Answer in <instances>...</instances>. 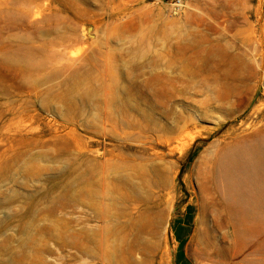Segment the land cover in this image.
I'll return each mask as SVG.
<instances>
[{
  "label": "rangeland",
  "instance_id": "obj_1",
  "mask_svg": "<svg viewBox=\"0 0 264 264\" xmlns=\"http://www.w3.org/2000/svg\"><path fill=\"white\" fill-rule=\"evenodd\" d=\"M263 139L264 0H0V264H255Z\"/></svg>",
  "mask_w": 264,
  "mask_h": 264
},
{
  "label": "bare ground",
  "instance_id": "obj_2",
  "mask_svg": "<svg viewBox=\"0 0 264 264\" xmlns=\"http://www.w3.org/2000/svg\"><path fill=\"white\" fill-rule=\"evenodd\" d=\"M252 148V147H251ZM252 150V149H251ZM253 150H254V158L252 160V164L253 166H255V170L257 168V170L260 172L261 176H264V139L260 142L259 145H254L253 146ZM243 155V154H242ZM229 157H232L231 159H233L234 157H236V152H231L228 156L227 159H229ZM222 159V158H221ZM226 159V160H227ZM240 159V158H239ZM243 159V157H242ZM225 159H223L222 161H224ZM248 160V159H246ZM228 161V160H227ZM248 162V161H247ZM250 162V161H249ZM248 162V163H249ZM218 165V163H217ZM239 167V166H238ZM218 169V167H217ZM242 169V168H240ZM253 170V169H252ZM233 171V170H232ZM236 171V170H235ZM252 172V171H251ZM231 173V171H230ZM232 174V173H231ZM238 174V173H237ZM259 175V174H258ZM244 177V176H242ZM236 178V177H235ZM234 178V179H235ZM233 179V178H232ZM248 179V178H247ZM257 179V177H256ZM236 180V179H235ZM227 182V180H225ZM233 182V181H232ZM247 182V181H246ZM261 182V181H260ZM235 183V182H233ZM249 184V183H248ZM231 188H234L233 184H230ZM252 185V184H251ZM238 186V185H237ZM264 187V186H263ZM238 188V187H237ZM235 190H238V189ZM241 188V187H240ZM252 188V187H251ZM233 189V190H234ZM244 189V188H243ZM255 189V188H254ZM239 191V190H238ZM256 191V190H255ZM229 192V191H228ZM232 192V191H231ZM234 192V191H233ZM237 192V191H236ZM264 188L261 189V192L259 191V195L258 196H254L252 199L246 198L244 199L243 203H235V201L233 202V207H234V213H235V217L237 219V221L239 222V224H241V226L246 230V231H252L255 229V226L260 224V217L262 214H264ZM244 193H246L244 191ZM250 193V191H249ZM234 194V193H232ZM237 194V193H236ZM235 194V195H236ZM255 194H257L255 192ZM263 194V195H262ZM228 195V194H227ZM253 195V194H252ZM242 197V196H241ZM239 198V197H238ZM231 200V198H230ZM231 203V202H229ZM233 217V216H232ZM264 217V216H263ZM260 226V225H259ZM244 232V231H243ZM255 264H264V258H262L261 260H258L255 262Z\"/></svg>",
  "mask_w": 264,
  "mask_h": 264
},
{
  "label": "crops",
  "instance_id": "obj_3",
  "mask_svg": "<svg viewBox=\"0 0 264 264\" xmlns=\"http://www.w3.org/2000/svg\"><path fill=\"white\" fill-rule=\"evenodd\" d=\"M179 228H181L182 230H184L185 229V225L182 224V226L181 227L179 226Z\"/></svg>",
  "mask_w": 264,
  "mask_h": 264
}]
</instances>
